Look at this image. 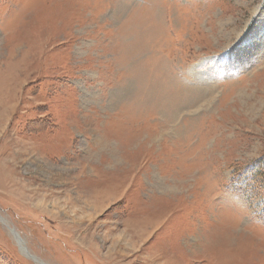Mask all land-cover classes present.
Wrapping results in <instances>:
<instances>
[{
	"label": "rangeland",
	"instance_id": "1",
	"mask_svg": "<svg viewBox=\"0 0 264 264\" xmlns=\"http://www.w3.org/2000/svg\"><path fill=\"white\" fill-rule=\"evenodd\" d=\"M0 264H264V0H0Z\"/></svg>",
	"mask_w": 264,
	"mask_h": 264
},
{
	"label": "water",
	"instance_id": "2",
	"mask_svg": "<svg viewBox=\"0 0 264 264\" xmlns=\"http://www.w3.org/2000/svg\"><path fill=\"white\" fill-rule=\"evenodd\" d=\"M14 233H15V232L12 231V234H14ZM14 236L16 237V240H17V239L19 240V241H17V243H18V245L20 246V248L23 250V252H25L26 254H28V255H29L31 258H33L34 260H37V259H35L33 256H31V255L27 252V250L23 247L24 242H23V240L20 238L19 234H18V233H15Z\"/></svg>",
	"mask_w": 264,
	"mask_h": 264
},
{
	"label": "bare ground",
	"instance_id": "3",
	"mask_svg": "<svg viewBox=\"0 0 264 264\" xmlns=\"http://www.w3.org/2000/svg\"><path fill=\"white\" fill-rule=\"evenodd\" d=\"M101 197H102V196H100L99 198H101ZM98 203H99V202H98ZM98 203L95 204V206L98 205ZM96 208H97V207H96ZM94 209H95V208H94ZM96 211H97V210H96ZM1 222H2V221H1ZM7 227H8V226H7ZM9 230H10L11 232L14 231L15 233H17L13 228H12V229H9ZM15 233H14V234H15ZM14 234H12V235H13V237H14L15 240H16V237L14 236ZM19 236H20V235H19ZM20 238H21V236H20ZM21 239H22V238H21ZM16 241H19V240L17 239ZM23 245H24V244H23Z\"/></svg>",
	"mask_w": 264,
	"mask_h": 264
}]
</instances>
